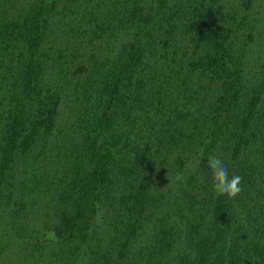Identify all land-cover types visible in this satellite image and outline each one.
<instances>
[{"label":"trees","instance_id":"trees-1","mask_svg":"<svg viewBox=\"0 0 264 264\" xmlns=\"http://www.w3.org/2000/svg\"><path fill=\"white\" fill-rule=\"evenodd\" d=\"M0 264H264V0H0Z\"/></svg>","mask_w":264,"mask_h":264},{"label":"clouds","instance_id":"clouds-1","mask_svg":"<svg viewBox=\"0 0 264 264\" xmlns=\"http://www.w3.org/2000/svg\"><path fill=\"white\" fill-rule=\"evenodd\" d=\"M208 168L212 176V189L217 197L225 196L229 200H234L241 195L243 178L234 173L230 174L222 159L209 157Z\"/></svg>","mask_w":264,"mask_h":264},{"label":"rangeland","instance_id":"rangeland-1","mask_svg":"<svg viewBox=\"0 0 264 264\" xmlns=\"http://www.w3.org/2000/svg\"><path fill=\"white\" fill-rule=\"evenodd\" d=\"M235 1V0H234ZM98 41V40H97Z\"/></svg>","mask_w":264,"mask_h":264}]
</instances>
